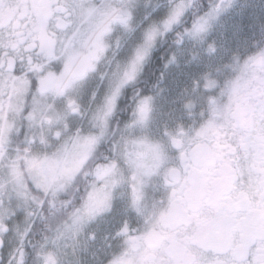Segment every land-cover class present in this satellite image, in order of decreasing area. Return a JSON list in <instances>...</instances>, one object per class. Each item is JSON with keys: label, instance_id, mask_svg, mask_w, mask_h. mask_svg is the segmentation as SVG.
<instances>
[{"label": "snow or ice", "instance_id": "6c2138e0", "mask_svg": "<svg viewBox=\"0 0 264 264\" xmlns=\"http://www.w3.org/2000/svg\"><path fill=\"white\" fill-rule=\"evenodd\" d=\"M0 264H264V0H0Z\"/></svg>", "mask_w": 264, "mask_h": 264}, {"label": "flooded vegetation", "instance_id": "af4514ba", "mask_svg": "<svg viewBox=\"0 0 264 264\" xmlns=\"http://www.w3.org/2000/svg\"><path fill=\"white\" fill-rule=\"evenodd\" d=\"M250 2L252 3H258L259 0H250ZM241 3H243V0H241ZM256 13L254 12L253 9H248L245 14L243 16H239L236 15L235 13L232 15L231 18L227 19L224 24L225 27L224 28H218L217 29V38L220 39L221 43L224 42V37H226L229 41H231L233 39L232 33L235 30V26L240 24L241 21H243L245 24H250L251 22H253L254 17H255ZM221 33H224V37L221 36ZM167 54L165 53V56ZM187 59V57H186ZM186 65V63H182L180 68L178 69H169V70H164L163 68V60L160 58L159 54L157 55V58L153 61L152 65H150L148 73H147V78L144 81V83L148 84V86H151V83L156 82L157 80L160 79L159 77V73L161 71H165V75H166V79L162 82L163 85H172V76L177 77L179 72H182L184 69V66ZM195 65H190L189 67H187V72L185 73V77L183 79L182 84L187 80L188 76L190 74H192L193 72V68ZM173 87H179V82L176 80V84L173 85ZM166 92H164L160 98V103L166 107L169 108L170 105L166 104ZM170 99H168V101H170Z\"/></svg>", "mask_w": 264, "mask_h": 264}, {"label": "rangeland", "instance_id": "374dc122", "mask_svg": "<svg viewBox=\"0 0 264 264\" xmlns=\"http://www.w3.org/2000/svg\"><path fill=\"white\" fill-rule=\"evenodd\" d=\"M189 66H190V65L186 64V65L184 66L183 71H182V72H179V73H178V76L175 77L176 80L179 82V87H173V91H172V92H170V91H168V90L165 91V92H166V96H165L166 101H165V102H166V104H169V105H170L169 108H171V107L173 106V105L171 104V100L174 98V94H178V93L182 90V88L180 87V84H182L183 79H184V77H185V73L187 72V67H189ZM170 98H171V100L168 101V99H170ZM165 109H168L167 105H166Z\"/></svg>", "mask_w": 264, "mask_h": 264}]
</instances>
